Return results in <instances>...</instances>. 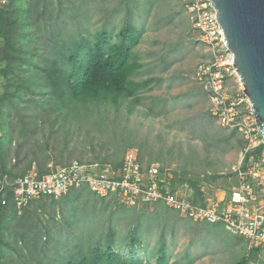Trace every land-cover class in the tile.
<instances>
[{"label":"rangeland","instance_id":"rangeland-1","mask_svg":"<svg viewBox=\"0 0 264 264\" xmlns=\"http://www.w3.org/2000/svg\"><path fill=\"white\" fill-rule=\"evenodd\" d=\"M58 2L62 3L59 18L65 21L56 22L72 34L92 39L99 31L114 34L131 29L132 36L138 35L132 53L141 67L132 78L151 79L153 89L138 93L140 103L121 99L117 106L111 102L90 104L89 111L98 107L94 111L103 118L101 127L85 125L76 117L74 124L66 121L72 132L69 145L61 153L50 152L46 168L55 170L72 160L117 164L127 147H135L143 165L156 164L167 170L174 183L187 185L184 191L191 199L202 203L207 197L227 198L237 185L232 168L240 162L243 141L236 131L222 127L210 113L208 94L195 78L197 65L208 60L210 54L198 40L182 1ZM58 7L55 2L54 16ZM5 83L6 79L0 76V94L6 91ZM226 87L229 92L241 94L242 85L236 78H227ZM3 107L9 108L8 103H0V110ZM32 110H13L9 118L2 120L7 122L6 132L15 125L13 152L6 166L14 167L16 173L32 167L38 172L34 162L29 167L26 162L14 166L17 160L13 153L20 151L19 144L23 143V138L18 137L23 133V114ZM57 117L52 116L61 119ZM62 121L57 124L61 126ZM45 132L48 135L51 130ZM1 134L3 137V131ZM29 147L26 141L21 156ZM259 205L264 211L261 193ZM4 224L8 226L4 237L12 244L17 240L19 247L8 250L5 264L53 263L55 257H74L109 241L126 255L133 235L140 241L134 245L135 253L146 264H156L161 251L166 258L163 264H235L241 259L246 260L245 264H264V251L251 250L242 237L221 224L191 221L161 203L123 206L112 196L101 197L87 188L71 189L57 199H35L20 214L9 215Z\"/></svg>","mask_w":264,"mask_h":264},{"label":"trees","instance_id":"trees-1","mask_svg":"<svg viewBox=\"0 0 264 264\" xmlns=\"http://www.w3.org/2000/svg\"><path fill=\"white\" fill-rule=\"evenodd\" d=\"M58 1L7 0L0 8V76L6 79V91L0 94V103L4 106L7 102L9 107L1 108L0 120H6L10 113L19 108H23V112L28 108L33 109L32 113L23 114V133L18 135L23 138V143L19 144L20 151L18 149L13 153L17 160L14 166L26 162L29 167L34 162L39 174L49 171L46 167L51 154L61 153L69 145L72 132L66 121L74 124L79 119L81 122L85 121V125L101 127L103 118L98 111H94L98 107L89 111L90 104L97 106L111 102L117 106L121 99L140 103L138 93L153 89L151 79L135 81L132 78L141 67L132 53L138 43V35L132 36L131 29L114 34L99 31L92 39L80 33L72 34L56 22L60 19L62 6ZM55 2L59 6V12L54 16ZM64 21L63 18L60 19L61 23ZM39 95L48 98L40 100ZM54 114L61 119H53ZM58 121L63 124L60 126ZM6 125V121L0 123V130L4 133L0 138L2 171L15 173L12 170L14 167L8 169L6 166L8 156L13 152L11 144L15 125L8 132L5 130ZM45 130L51 132L45 135ZM86 132H90V129ZM38 135H43L42 139ZM26 141L30 147L21 156ZM2 210H5L4 213H1ZM20 213L11 206L0 207V264H5L4 260L9 256L8 250L19 248L17 240L12 244L4 237L5 231H8L4 221L9 215L16 216ZM139 243V239L133 235L126 255L116 250L112 241H109L106 245L99 244L80 255L55 257L53 263L43 264H146L135 253L134 245ZM36 246L34 243L33 247ZM165 259L161 251L156 264H163ZM21 261L23 263V258ZM245 262V259H241L235 264ZM23 264L32 262L24 261Z\"/></svg>","mask_w":264,"mask_h":264},{"label":"built area","instance_id":"built-area-1","mask_svg":"<svg viewBox=\"0 0 264 264\" xmlns=\"http://www.w3.org/2000/svg\"><path fill=\"white\" fill-rule=\"evenodd\" d=\"M181 1L198 40L210 54L195 69L196 80L208 94L210 113L222 127L236 131L243 141L240 162L232 168L237 185L228 197H207L202 203L191 199L184 191L187 185L174 183L167 170L156 164L143 165L135 147L125 149L118 166L72 160L44 174L34 167L24 173L3 172L0 151V207L11 206L20 213L35 199H57L71 189L87 188L101 197L112 196L123 206L161 203L191 221L221 224L242 237L250 248L264 251V211L259 205V193L264 194V140L243 90L234 94L226 87L227 78L240 81L212 2ZM6 3L7 0H0V8Z\"/></svg>","mask_w":264,"mask_h":264},{"label":"water","instance_id":"water-1","mask_svg":"<svg viewBox=\"0 0 264 264\" xmlns=\"http://www.w3.org/2000/svg\"><path fill=\"white\" fill-rule=\"evenodd\" d=\"M264 140V0H210Z\"/></svg>","mask_w":264,"mask_h":264}]
</instances>
